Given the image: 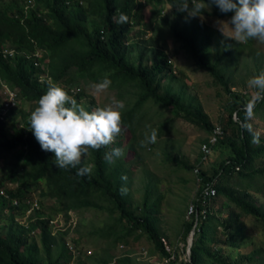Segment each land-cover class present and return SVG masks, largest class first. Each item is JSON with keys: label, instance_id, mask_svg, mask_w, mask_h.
Here are the masks:
<instances>
[{"label": "trees", "instance_id": "1", "mask_svg": "<svg viewBox=\"0 0 264 264\" xmlns=\"http://www.w3.org/2000/svg\"><path fill=\"white\" fill-rule=\"evenodd\" d=\"M168 1L178 13L181 11L177 7L185 2L189 11H196L197 4L203 9V0ZM33 2L34 7L27 14L21 8H16L15 12L7 6L0 8V110L4 86L17 94L18 104L19 101L33 103L32 111L46 91L48 82L63 87L80 104L85 91L80 83H72L81 81L87 86L90 82H99L108 77L111 80L108 88L116 90L118 97L127 94L133 97L132 101H125V108L121 112V125L128 128L133 140L136 139V131L146 120L145 107L149 102L171 108L178 116L210 133L213 124L200 103H193L192 99L186 102L181 93L169 88L161 91L163 78L175 74L163 51L153 50L158 57L149 65L141 60L136 63L129 60V52L136 44L128 39L132 27L138 25L141 18L135 10L137 0ZM154 2L160 3L161 0ZM205 3L210 4V0H205ZM211 5L213 9L210 15L230 17L231 13H221L215 5ZM120 13L127 15V23H116ZM169 33L196 66L207 71L228 94L231 102V108L226 109V118L221 122L223 135L212 148L227 147L229 154L212 172L199 167L200 183L196 198L192 200L198 212L197 223L183 222L184 239L194 228L190 262L264 264V240L248 253H239L237 257L227 259L221 254L217 239L218 228H221L224 242L239 248L247 238L243 219L248 216L261 225L264 235V208L255 203L251 193V190L264 192V136L251 130L248 124L249 115H257L264 120V99L254 102L247 92L231 90L225 66L219 62L221 54L217 60L210 57L214 31L203 20L189 19L182 25L171 24ZM228 53L230 51L224 45L223 54ZM18 104L8 110L4 119H0V156L5 150H14L8 179L15 184L8 187L0 182V204L6 205L13 199L18 201L17 205H8L6 229L4 234H0V264L61 262V253L56 257L52 254L53 247L60 244L64 231L53 232L51 215H43L37 209L25 224L14 216L16 211L25 214L30 206L26 200H33L31 190L34 187H39L42 198L54 200L58 212H62L66 218L69 211L88 208L115 213V226L121 224L123 234L117 233L112 226L109 231L117 241L125 236L144 234L160 257H168L157 226L156 203L150 201L149 191L145 190L137 211L131 208L123 186V170L118 164L113 166L103 159L104 153L112 147H119V143L98 150L87 149L88 156H82L81 164L77 167L91 166L92 172L87 176H77L76 168L56 167L53 154L41 150L28 128L31 111L21 113V125H12V130H8L9 124L15 120L11 114ZM83 107L91 109L90 106ZM256 160H259V165L255 163ZM207 181L213 183L215 194L208 205H204L200 196ZM218 196L225 197L233 205L223 218L212 212ZM204 208L205 216L202 217ZM125 260L119 263L125 264Z\"/></svg>", "mask_w": 264, "mask_h": 264}, {"label": "rangeland", "instance_id": "2", "mask_svg": "<svg viewBox=\"0 0 264 264\" xmlns=\"http://www.w3.org/2000/svg\"><path fill=\"white\" fill-rule=\"evenodd\" d=\"M26 0H0V8H9L15 12ZM202 9L196 14L187 11L178 13L168 0L155 3L154 0L143 2L137 0L135 10L141 15L140 23L131 29L129 42H134L135 48L129 52V60L143 64H151L157 58L156 52L163 51L171 60L175 68L173 77H164L161 81V91L169 88L183 95L186 102L190 99L193 103H200L209 121L214 125L226 118L227 108H231L228 94L214 82L210 74L196 66L193 60L181 48L180 43L175 41L169 33L171 24L182 25L189 19L203 20L214 31L209 54L212 60H217L225 66V72L229 76L231 90L247 92L252 98L255 97L254 90L248 86V80L256 74L264 71V41L250 39L245 42L236 41L227 23L228 17L218 18L210 15L213 6ZM34 4L31 3L28 9ZM204 8V4H202ZM189 11V10H188ZM193 12V11H189ZM226 45L230 51L223 54V46ZM80 83L85 96L80 99L82 106H90L91 109L112 104L114 100L132 101V95L118 97L116 90L107 88L97 93L90 82L87 86ZM31 102L19 101L17 108L11 114L15 116L14 122L9 124L21 125V113L30 112ZM128 106V105H127ZM147 117L136 131V139L133 140L131 132L121 125V132L115 137L112 144L119 143L123 154L112 165L118 164L124 172V190L126 192L131 208L137 211L141 205L144 192L150 193V201L156 203L157 226L161 237L165 238L170 251L176 256L185 251V244L190 239V234L184 239L183 222L190 221L186 209L189 203L196 198L199 181L195 174L196 166L212 172L218 167L221 160L229 154L227 147L215 146L205 162L200 163V144L207 138L209 132L192 124L178 116L171 108L151 104L146 105ZM249 128L264 136V120L257 115H249ZM152 130H156L155 142L141 143ZM159 130V131H158ZM14 151V150H13ZM13 151H3L0 156V182L8 187L15 184L9 181L8 175L11 170L10 162ZM88 156V152L82 155ZM2 160V161H1ZM257 165L260 164L256 160ZM193 166V168H187ZM263 181H260V183ZM264 188V185H263ZM256 204L264 208V192L251 190ZM31 198L38 205L32 210L27 209L23 215L16 211L14 216L20 222H27L37 209L43 215L52 216L53 232L64 231L61 242L53 247V257L62 254L59 264H161L160 257L153 249L152 242L144 235H132L122 237L117 241L111 233L110 227H114L117 233L123 234L121 224L116 225V214H109L105 210L96 208L69 211L66 218L62 212H58V206L52 199L41 197L39 187L31 190ZM0 204V234H4L7 223L8 205ZM225 197L218 196L212 206V212L223 218L227 216L232 208ZM35 211V212H34ZM247 238L242 241L239 248H234L225 243L222 229L218 228L217 239L221 248V254L227 259H233L239 253H248L260 246L264 240L261 225L252 217L243 219ZM109 231V232H108ZM108 232V233H107ZM36 236L38 235L35 232ZM109 234V235H107ZM224 242V243H221ZM64 245V246H63ZM71 246V247H70ZM62 250V251H61Z\"/></svg>", "mask_w": 264, "mask_h": 264}, {"label": "clouds", "instance_id": "3", "mask_svg": "<svg viewBox=\"0 0 264 264\" xmlns=\"http://www.w3.org/2000/svg\"><path fill=\"white\" fill-rule=\"evenodd\" d=\"M33 0H26L21 8L24 14L29 11ZM204 8L209 5L203 0ZM221 13H231L227 23L236 41L250 39L264 41V0H210ZM34 6V5H33ZM33 8V7H32ZM189 14L201 12V5L196 11L189 12L187 3L177 7ZM128 17L120 13L117 24H125ZM248 86L254 90V102L264 99V71L248 80ZM111 80L105 77L92 85L99 93L107 89ZM125 108L122 101L93 109H86L72 98L61 86L48 82L46 91L39 97L37 106L30 112L28 124L42 151L51 152L55 157V166L60 169L76 168L77 176L91 174V166H80L81 157L87 149L98 150L112 144L121 132V112ZM156 130H152L141 143L155 142ZM123 154L120 147H112L103 155L108 164H113Z\"/></svg>", "mask_w": 264, "mask_h": 264}, {"label": "built area", "instance_id": "4", "mask_svg": "<svg viewBox=\"0 0 264 264\" xmlns=\"http://www.w3.org/2000/svg\"><path fill=\"white\" fill-rule=\"evenodd\" d=\"M31 0H28V2H30ZM144 2V0H142ZM169 62H171L170 58H169ZM173 72L175 71V68H173ZM3 95H2V108L0 110V119H4V115H6V113L8 112V110H10L11 108H13L14 106H16L18 104V100H17V94L8 89L6 86L3 87ZM223 135V128L221 126V124L216 123L213 125L210 133L208 134L207 138L200 144V163L201 162H205L208 159V156L211 154L212 152V148L213 146L216 144V142L218 141V138L220 136ZM195 170V174L197 176L198 181H200V177L198 176L199 173V167L196 166L194 168ZM2 194H4V192H1ZM215 194V188L213 186V183L211 181H207L204 184L203 190L201 192V196H200V200L202 202V204L204 205H208L209 200L211 199V197ZM13 205H17L18 201L16 199L11 200ZM27 203L30 205V209L32 210L33 208H35V206L37 207L38 205H36V203L29 199L26 200ZM29 209V208H28ZM28 211V210H27ZM186 214L187 217L190 219V221H194L195 225L197 223V216H198V212H196L195 209V205L193 202L189 203V205L187 206V210H186ZM205 216V208L202 210V217ZM195 219V220H194ZM53 220H50L51 223ZM194 225V227H195ZM162 243L164 248L167 250V252L169 253L168 257L163 258V262H161V264H191L190 262V251H189V241H187V243L185 244L186 249L185 251H182L181 255H175L173 254L168 246L167 241L165 240V238H161ZM71 247V246H70Z\"/></svg>", "mask_w": 264, "mask_h": 264}, {"label": "water", "instance_id": "5", "mask_svg": "<svg viewBox=\"0 0 264 264\" xmlns=\"http://www.w3.org/2000/svg\"><path fill=\"white\" fill-rule=\"evenodd\" d=\"M193 233H194V228H192V230H191V234H190V239H189V251H190V246H191V244H192Z\"/></svg>", "mask_w": 264, "mask_h": 264}]
</instances>
